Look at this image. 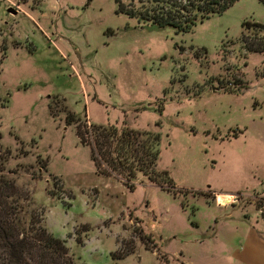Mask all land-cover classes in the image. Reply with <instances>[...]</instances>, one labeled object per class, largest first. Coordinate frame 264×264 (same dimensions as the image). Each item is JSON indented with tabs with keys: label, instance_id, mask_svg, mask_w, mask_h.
Here are the masks:
<instances>
[{
	"label": "rangeland",
	"instance_id": "1",
	"mask_svg": "<svg viewBox=\"0 0 264 264\" xmlns=\"http://www.w3.org/2000/svg\"><path fill=\"white\" fill-rule=\"evenodd\" d=\"M245 22L264 39L261 0L187 32L117 0H0L4 172L77 264H243L235 250L264 234V50L245 49L260 46ZM109 125L159 134L172 184L99 175L90 148ZM87 128L94 143L77 136Z\"/></svg>",
	"mask_w": 264,
	"mask_h": 264
},
{
	"label": "trees",
	"instance_id": "2",
	"mask_svg": "<svg viewBox=\"0 0 264 264\" xmlns=\"http://www.w3.org/2000/svg\"><path fill=\"white\" fill-rule=\"evenodd\" d=\"M237 1L239 0H147L149 6H146L144 0H139L141 7L138 10L127 8L121 0H117V3L119 13L152 21L159 27L170 26L178 32H187L196 22L223 13ZM261 1L264 3V0ZM244 26L252 30V35L260 43L257 48L245 44L244 33L241 39L245 42V49L248 52H262L264 39L259 37V32L263 25L245 22ZM77 118L75 113L68 112L67 122H75ZM103 130L100 131L101 134L98 133V136L100 134L104 137L103 143L97 139L94 146H90L92 160L99 175H119L130 191L135 190L139 175L161 187L165 181L172 184L166 171L156 169L159 134L132 130L125 125H109ZM93 132L91 128H87L84 133L79 129L77 136L84 144L91 140L94 143ZM104 142L111 150L102 147ZM6 160L0 143V264H77L66 241L54 237L47 230L43 213L34 207L31 194L19 189L16 181L7 177L4 172ZM101 161L108 164L109 168L103 169ZM262 215L264 216V212Z\"/></svg>",
	"mask_w": 264,
	"mask_h": 264
},
{
	"label": "crops",
	"instance_id": "3",
	"mask_svg": "<svg viewBox=\"0 0 264 264\" xmlns=\"http://www.w3.org/2000/svg\"><path fill=\"white\" fill-rule=\"evenodd\" d=\"M215 201L217 207L224 206L219 199H215ZM233 256L243 264H264V234L261 232L247 233L244 249L235 250Z\"/></svg>",
	"mask_w": 264,
	"mask_h": 264
},
{
	"label": "water",
	"instance_id": "4",
	"mask_svg": "<svg viewBox=\"0 0 264 264\" xmlns=\"http://www.w3.org/2000/svg\"><path fill=\"white\" fill-rule=\"evenodd\" d=\"M9 12H11V13H14V14H16V13H17V11H16V10H14L13 8H10V9H9Z\"/></svg>",
	"mask_w": 264,
	"mask_h": 264
},
{
	"label": "bare ground",
	"instance_id": "5",
	"mask_svg": "<svg viewBox=\"0 0 264 264\" xmlns=\"http://www.w3.org/2000/svg\"><path fill=\"white\" fill-rule=\"evenodd\" d=\"M229 196H230V195H229ZM229 196H226V197H227V198H229ZM226 197H225V198H226ZM225 198H224V199H222V200H221V202H225V201H226V199H225ZM231 198H232V197H231ZM223 204H224V203H223Z\"/></svg>",
	"mask_w": 264,
	"mask_h": 264
},
{
	"label": "built area",
	"instance_id": "6",
	"mask_svg": "<svg viewBox=\"0 0 264 264\" xmlns=\"http://www.w3.org/2000/svg\"><path fill=\"white\" fill-rule=\"evenodd\" d=\"M261 210H262L261 213L264 212V209H261Z\"/></svg>",
	"mask_w": 264,
	"mask_h": 264
}]
</instances>
